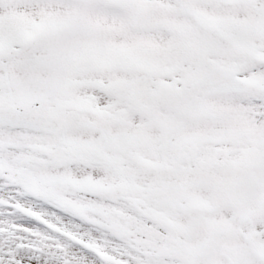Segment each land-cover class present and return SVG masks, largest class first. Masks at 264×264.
I'll return each instance as SVG.
<instances>
[{
    "label": "snow or ice",
    "instance_id": "1",
    "mask_svg": "<svg viewBox=\"0 0 264 264\" xmlns=\"http://www.w3.org/2000/svg\"><path fill=\"white\" fill-rule=\"evenodd\" d=\"M0 264H264V0H0Z\"/></svg>",
    "mask_w": 264,
    "mask_h": 264
}]
</instances>
